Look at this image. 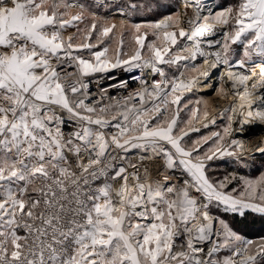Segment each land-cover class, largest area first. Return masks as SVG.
I'll use <instances>...</instances> for the list:
<instances>
[{
  "label": "snow or ice",
  "instance_id": "6c2138e0",
  "mask_svg": "<svg viewBox=\"0 0 264 264\" xmlns=\"http://www.w3.org/2000/svg\"><path fill=\"white\" fill-rule=\"evenodd\" d=\"M151 7L0 0V264H264V232L232 223L264 229V143L232 138L264 125V0L133 21Z\"/></svg>",
  "mask_w": 264,
  "mask_h": 264
},
{
  "label": "rangeland",
  "instance_id": "374dc122",
  "mask_svg": "<svg viewBox=\"0 0 264 264\" xmlns=\"http://www.w3.org/2000/svg\"><path fill=\"white\" fill-rule=\"evenodd\" d=\"M140 2H144V0H140ZM148 3H150L152 5L151 10H144L143 12H139L137 13L132 19L134 22L140 23V22H144L147 20H153V19H159L162 15L164 14H169L171 12H175L177 11V7H178V3L179 0H147ZM156 5H159V7H157ZM110 18H115L118 20V18L114 17V16H109ZM130 37L128 35L125 36V43L127 45L128 41H129ZM230 59V58H229ZM241 58H235V59H230L232 62H235V60H239ZM200 64H202V60L198 61ZM261 66V58L260 57H254L252 61L248 62V72L250 73V71H258L260 69ZM174 70V69H173ZM217 84V83H216ZM220 81L218 82L219 86ZM203 97L204 99L209 100L210 105L213 104V101L217 98L214 94V91L212 90L211 93L209 94H204L201 92H197L193 95H191V99L193 101H195L196 99H199ZM222 100L221 103L223 105H225L222 109H224L225 107L228 106V104L230 103V101L228 102L227 99H220ZM226 103H228L226 105ZM226 123V121H221V120H217V126L216 127H212L210 128V130L212 131H216V130H220L223 126V124ZM207 131V130H205ZM234 139L239 140L236 137H232ZM261 143H264L261 142ZM248 146H250V144H247ZM257 156H259V154H256ZM214 167H219L221 172H223L224 169H231L233 167H235L234 164L230 163V158H225L224 160H219L216 161L213 165ZM247 171V170H244ZM233 223V227L240 231L242 234L247 235L249 238H258V234L264 232V229H261L259 227V225H257L256 227H246L243 223L242 224H237L235 221H232Z\"/></svg>",
  "mask_w": 264,
  "mask_h": 264
},
{
  "label": "bare ground",
  "instance_id": "6f19581e",
  "mask_svg": "<svg viewBox=\"0 0 264 264\" xmlns=\"http://www.w3.org/2000/svg\"><path fill=\"white\" fill-rule=\"evenodd\" d=\"M206 1H207V3H206ZM215 2H216V0H215ZM203 3L208 4V3H211V1L209 2V0H203ZM181 4H182V0H181ZM225 70L226 69L224 66H221L218 70H214L215 76L213 77L212 82L217 83L216 85H218V82L220 81V79H219L220 74H221V72H223ZM234 70L242 71L240 69H234ZM259 70L257 71V73L259 72ZM198 91L199 92H204V91L212 92V89H200ZM257 105H259V101L257 102ZM254 110H255V106H254ZM240 128H241V125L239 124V122H236L234 124V131H233L232 137H236L239 140L245 142L246 144H250L249 147H252V146L264 141V125H261L257 122L254 125H251V124L243 125V131H240Z\"/></svg>",
  "mask_w": 264,
  "mask_h": 264
},
{
  "label": "built area",
  "instance_id": "2783aa9c",
  "mask_svg": "<svg viewBox=\"0 0 264 264\" xmlns=\"http://www.w3.org/2000/svg\"><path fill=\"white\" fill-rule=\"evenodd\" d=\"M210 1H211V3H208V4H207L209 7H212V6H214V5L216 4L215 0H209V2H210ZM107 2L110 3V4H113V5H114L115 0H107ZM206 3H207V1H206ZM180 4H181V0H179L177 10L181 8V5H180ZM99 12H100V14H102V15H103V14H107V15H109V16H114V17H116V18H118V19L121 18V17H119V15H113L112 13H108L107 10L99 11ZM202 64H203V62H202ZM114 74H115V73H114ZM134 74H137V75H138L139 73L136 72V73H134ZM119 78H121V79H128L129 82L131 83L132 89H134V88L137 87L136 83H134V82H132V81L130 80V76H129L128 73H120V74H119ZM115 82H116V81H112V80L106 79V78L103 77V76H97V77H95V78L93 79L92 83L90 84V88H91L92 93H93V94H96V93H98V92L100 91V89H103V88H109V85L112 84V83H115ZM129 90H131V89H129ZM109 91H110L111 95H113V96L117 95V93H116L114 90L109 89ZM197 92H199V91H197ZM120 94H126V92H123V91H122ZM220 102H221L220 98H216V99L213 101V104L211 105V107H212V108H215V109L217 110V112L223 110L222 108L225 106V105H223V104L220 103ZM228 102H229V101H228ZM227 104H228V103H226V105H227ZM218 118H219V116H218ZM217 120H220V119H217ZM68 130H69L68 127H66V128H65V131L67 132ZM133 155H135V153H133ZM154 171H155V165H153V172H154Z\"/></svg>",
  "mask_w": 264,
  "mask_h": 264
},
{
  "label": "crops",
  "instance_id": "0c3cea01",
  "mask_svg": "<svg viewBox=\"0 0 264 264\" xmlns=\"http://www.w3.org/2000/svg\"><path fill=\"white\" fill-rule=\"evenodd\" d=\"M232 2H234V0H216V4H219V3L228 4V3H232ZM104 10H106V9H104V8L99 9V11H104ZM233 48L236 50V52L232 56H230L229 58L230 59L242 58L243 57V46L242 45H234ZM236 61L237 60H235V62ZM235 62H233V63H235ZM166 70H167V68H166Z\"/></svg>",
  "mask_w": 264,
  "mask_h": 264
},
{
  "label": "trees",
  "instance_id": "16d2710c",
  "mask_svg": "<svg viewBox=\"0 0 264 264\" xmlns=\"http://www.w3.org/2000/svg\"><path fill=\"white\" fill-rule=\"evenodd\" d=\"M251 72V71H250ZM258 158H259V156H257ZM235 222L237 223V224H244L246 227H248L247 225H248V222L247 221H244V222H241V218H239V217H237L236 218V220H235ZM257 225H259V222H257Z\"/></svg>",
  "mask_w": 264,
  "mask_h": 264
},
{
  "label": "water",
  "instance_id": "95a60500",
  "mask_svg": "<svg viewBox=\"0 0 264 264\" xmlns=\"http://www.w3.org/2000/svg\"><path fill=\"white\" fill-rule=\"evenodd\" d=\"M201 93H204V94H209V93H211V92L204 91V92H201ZM251 125H254V124H251Z\"/></svg>",
  "mask_w": 264,
  "mask_h": 264
}]
</instances>
